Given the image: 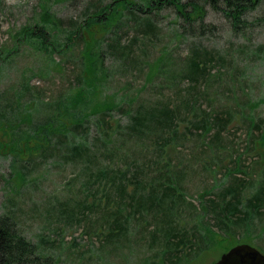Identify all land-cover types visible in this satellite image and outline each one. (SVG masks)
I'll list each match as a JSON object with an SVG mask.
<instances>
[{"label": "rangeland", "instance_id": "rangeland-1", "mask_svg": "<svg viewBox=\"0 0 264 264\" xmlns=\"http://www.w3.org/2000/svg\"><path fill=\"white\" fill-rule=\"evenodd\" d=\"M111 1L0 0V107L4 108L0 112L12 108L4 107L6 103L19 101L39 120L51 108L37 100L35 106L26 102L38 97L57 105L68 96L75 119L85 121L72 137L77 142L88 140L91 146L79 159L65 160V150L47 152L27 163L22 175L10 156L0 154V216L8 212L51 264L158 261L164 240L161 233L152 235L159 221L150 213L138 222L131 220L120 240L107 242L100 232L108 226L104 219L112 216L109 211L119 204L112 192L120 195V191L111 185L121 176L140 175L148 181L158 161L181 168L187 199L196 209L185 205L176 212L175 223L184 234H191L194 226L202 231L203 220L198 222L196 214L199 194L228 184V170L248 168V174L233 172L244 179L246 197L255 192L262 177L264 0L236 29L219 10L205 6L204 24L211 30L200 37L182 35L185 23L168 5L153 11L151 18L124 16L119 10L105 26L101 21L111 16L105 9ZM132 1L144 9L141 4L150 0ZM151 21L155 25L149 29ZM41 26L49 41L54 40L52 52L21 34ZM76 29L81 38L63 47ZM195 53L207 63L205 75L196 81L188 74L189 58ZM81 55L85 60L81 72L87 78L82 88L75 89ZM164 104L178 109L175 132L168 126L141 130L130 126L134 111L147 112ZM103 112H107L105 126L99 116ZM207 118L201 127L200 121ZM8 139L12 137L0 136V152ZM104 169L107 175H99ZM132 187L129 181L126 191ZM263 231L264 225L253 227L249 236L237 239L264 253ZM233 241L215 238L187 264H212L238 244Z\"/></svg>", "mask_w": 264, "mask_h": 264}, {"label": "trees", "instance_id": "trees-1", "mask_svg": "<svg viewBox=\"0 0 264 264\" xmlns=\"http://www.w3.org/2000/svg\"><path fill=\"white\" fill-rule=\"evenodd\" d=\"M261 1L150 0L141 4L144 7L142 9L132 0H112L105 7L106 13L111 12V16L107 15L101 23L103 22L107 26L113 20V15L118 13L119 10L124 12V16L125 13H130L151 18L150 15L153 11L168 5L174 8L177 17L185 23V25H181V34L200 37L211 30L208 25L204 24L205 6H211L212 9L219 10L232 28L236 29L245 22V15L254 10ZM97 13L98 11L96 15L101 17V13ZM154 25V21L149 22V29ZM75 33L69 43L63 44V47L75 45L74 40L81 38L82 32L80 29H76ZM21 34L38 48H44L47 52H52L50 47L53 45L54 40L49 41L43 26L39 27V30H23ZM114 42L119 43L117 39ZM204 54L205 56L209 55V53ZM82 62L85 63L83 55L80 57L79 82L76 85L78 88L75 89L82 88L84 81H86L85 78H87V75L85 76V73L81 72ZM206 64L205 61L198 58V53L189 58L188 74L192 76L194 81L205 75ZM23 90L25 89L23 88ZM67 98L68 96L57 105H53V102L40 101L38 97L26 102L27 105L35 106L34 100H37L40 105L51 108L39 120L34 119L33 111L30 112L28 107L26 110L22 107V110L19 101H15L16 105L13 102L4 105V107L12 108L6 113L5 110L0 112V136L12 137V139H8L3 144L4 147L0 154L10 156L11 163L18 164L17 173L19 175H22V169L26 167L27 163L32 159H39L47 152L62 153L65 150L68 153L62 157L66 158L65 160H71L79 159L87 153L84 150L91 148L88 140L81 138L77 142L74 141L75 137H72L74 129L77 132L78 126L83 125L85 121L80 122V120L75 119L76 113L73 111L72 103L66 101ZM0 108L4 109L3 107ZM34 109L36 110V108ZM177 110V108H171L168 104H164L160 107H153L147 112L134 111V115H129L131 119L130 126L138 130L149 125H155L162 129L168 126V129L170 127V130H172ZM106 114L107 112H103L99 116L104 120ZM207 120L208 118L200 121L199 125L202 127ZM106 124L108 123L104 120V126ZM171 132H175V129ZM0 147L2 146L0 145ZM161 163L160 161L155 163L158 164V169L153 171L148 181H144L140 178V175H137L136 178L133 175V179H130L129 176L125 178V175H120L121 179L111 185V187L116 186L120 191V195L116 191L112 192V198L117 196L119 204L109 211L112 216L104 219L105 222H108L107 228H104L106 232L100 231L104 240L107 242L120 240L126 235L130 221L138 222L148 212L153 219L159 221L155 222L152 235L161 233L164 240L161 256L158 261L152 260L150 264H187L197 258L213 239L234 240L233 242H236V244L243 243L237 238L247 237L250 232H253V227L258 228L264 225V164L259 185L249 197L245 196L247 187L244 186V179L233 176L235 171L248 174V168L243 167L242 169L235 167L228 170L227 175L230 177L228 184L220 187L216 185V188H210L205 193L199 194L200 210L196 211V214L199 217L198 222L203 220L202 231L194 226V231L191 234L188 232L184 234L183 231L177 228V223H175L176 212L179 213L185 205L194 210L196 209L194 204L187 199L182 169L169 166L167 162ZM108 169L99 170L98 174L105 176ZM129 181L133 182V187L128 193L126 185ZM146 186H148L147 191H145ZM84 205L87 208L93 206V204L89 205L88 203H84ZM126 207H128L127 212H125ZM208 218H210L209 222H213V226L209 224ZM49 260L43 255L39 246L23 235L16 221L8 212L0 216V264H51Z\"/></svg>", "mask_w": 264, "mask_h": 264}, {"label": "water", "instance_id": "water-1", "mask_svg": "<svg viewBox=\"0 0 264 264\" xmlns=\"http://www.w3.org/2000/svg\"><path fill=\"white\" fill-rule=\"evenodd\" d=\"M212 264H264V253L250 244L239 243Z\"/></svg>", "mask_w": 264, "mask_h": 264}]
</instances>
